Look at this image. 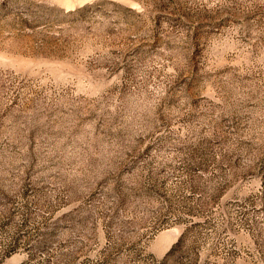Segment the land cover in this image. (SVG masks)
<instances>
[{
  "label": "rangeland",
  "instance_id": "374dc122",
  "mask_svg": "<svg viewBox=\"0 0 264 264\" xmlns=\"http://www.w3.org/2000/svg\"><path fill=\"white\" fill-rule=\"evenodd\" d=\"M0 264H264V0H0Z\"/></svg>",
  "mask_w": 264,
  "mask_h": 264
}]
</instances>
